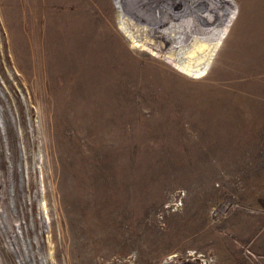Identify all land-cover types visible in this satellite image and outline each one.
Masks as SVG:
<instances>
[{"label": "rangeland", "instance_id": "1", "mask_svg": "<svg viewBox=\"0 0 264 264\" xmlns=\"http://www.w3.org/2000/svg\"><path fill=\"white\" fill-rule=\"evenodd\" d=\"M232 1L194 78L115 0H0V264H264V0Z\"/></svg>", "mask_w": 264, "mask_h": 264}, {"label": "bare ground", "instance_id": "2", "mask_svg": "<svg viewBox=\"0 0 264 264\" xmlns=\"http://www.w3.org/2000/svg\"><path fill=\"white\" fill-rule=\"evenodd\" d=\"M115 2L120 13L133 16L132 22L120 23L126 35L136 36L129 26L135 23L149 34L136 45L166 55L167 62L194 78L207 74L225 34L221 31L228 30L236 12L232 0Z\"/></svg>", "mask_w": 264, "mask_h": 264}, {"label": "built area", "instance_id": "3", "mask_svg": "<svg viewBox=\"0 0 264 264\" xmlns=\"http://www.w3.org/2000/svg\"><path fill=\"white\" fill-rule=\"evenodd\" d=\"M180 200H181V199H179V201H180ZM179 201H178V202H179ZM173 204L175 205V202H174Z\"/></svg>", "mask_w": 264, "mask_h": 264}]
</instances>
